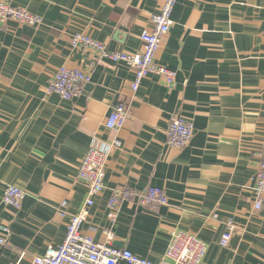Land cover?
Returning a JSON list of instances; mask_svg holds the SVG:
<instances>
[{
	"label": "crops",
	"instance_id": "0c3cea01",
	"mask_svg": "<svg viewBox=\"0 0 264 264\" xmlns=\"http://www.w3.org/2000/svg\"><path fill=\"white\" fill-rule=\"evenodd\" d=\"M1 1L43 22L0 23V236L9 229L0 264H30L62 244L69 217L88 198L77 172L91 137L109 160L83 233L156 264L171 232L181 230L206 244L201 264H264V208L254 211L252 192L264 148V0H178L155 56L175 80L168 86L149 76L135 92L127 65L72 49L71 37L83 33L109 52H139V36L165 0ZM62 66L90 75L71 101L47 93ZM117 103L126 121L107 130ZM173 118L193 127L181 149L166 144ZM114 138L118 150L109 149ZM10 185L26 193L18 210L2 203ZM125 188L162 189L168 205L123 201L110 210L113 191ZM228 225L234 233L222 248Z\"/></svg>",
	"mask_w": 264,
	"mask_h": 264
},
{
	"label": "built area",
	"instance_id": "2783aa9c",
	"mask_svg": "<svg viewBox=\"0 0 264 264\" xmlns=\"http://www.w3.org/2000/svg\"><path fill=\"white\" fill-rule=\"evenodd\" d=\"M178 0H165L159 12L151 17L152 29L143 31L139 38L142 44L141 50L135 53L109 52L106 47L83 33H74L71 37L72 49H88L99 58H105L112 63H123L133 72L131 91L135 92L140 83L149 76L161 78L164 83L171 86L176 73L155 62V56L160 49L163 38L170 30L171 15ZM12 21L26 27H38L43 19L26 9L15 7L8 2L0 0V23ZM90 83V75L82 70L70 69L62 66L57 69L51 79L47 93L57 95L60 99L71 101L77 98L83 87ZM127 118V109L123 103L115 104L106 121L107 130L118 131ZM193 137L192 124L179 118H173L166 130V144L170 147L181 149L185 147ZM121 147L119 139L114 138L109 143L110 150H118ZM109 160V152L100 148L96 137H91L88 149L80 160L77 179L88 189V198L81 210L69 217L63 242L58 247H47L45 254L32 259L30 264H155L145 258L133 255L128 250H121L109 243H98L91 235L82 232V226L88 215V208L93 205V197L104 189L105 169ZM252 192L254 194L253 209L260 211L264 208V148L259 153L257 171L252 178ZM26 196L19 186L5 188L2 203L16 210L20 209ZM123 201L136 202L140 206L168 205L165 192L159 188H148L140 194L130 189H116L109 198L107 207L114 210L118 203ZM66 203L59 205V214L64 216L63 208ZM3 236H0V244H3L5 235L9 233L7 227L2 228ZM234 227L228 225L222 234L219 245L222 248L228 246ZM5 234V235H4ZM206 244L198 237L174 230L170 234L168 246L160 263L156 264H201L206 254Z\"/></svg>",
	"mask_w": 264,
	"mask_h": 264
}]
</instances>
